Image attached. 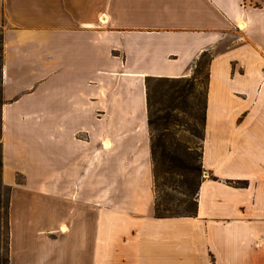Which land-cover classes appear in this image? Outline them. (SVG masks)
Wrapping results in <instances>:
<instances>
[{
  "label": "crops",
  "instance_id": "1",
  "mask_svg": "<svg viewBox=\"0 0 264 264\" xmlns=\"http://www.w3.org/2000/svg\"><path fill=\"white\" fill-rule=\"evenodd\" d=\"M0 28L8 264H264V0H0ZM204 50L196 215L156 217L144 80Z\"/></svg>",
  "mask_w": 264,
  "mask_h": 264
},
{
  "label": "trees",
  "instance_id": "2",
  "mask_svg": "<svg viewBox=\"0 0 264 264\" xmlns=\"http://www.w3.org/2000/svg\"><path fill=\"white\" fill-rule=\"evenodd\" d=\"M0 63V139H1V64ZM211 55L204 50L191 64L194 73H199L206 65L207 84L208 63ZM145 97L147 124L149 128L150 156L153 174L154 215L156 217L194 216L196 215V195L203 177L201 165V147L204 128L206 87L204 93L196 88L194 77L146 76ZM186 124L193 136L200 139L199 150L192 149L176 136L179 126ZM199 125L201 129H199ZM236 186H246V181L227 180ZM177 187L183 195L174 200L164 192V186ZM9 188V187H8ZM163 192V193H162ZM162 193V195H160ZM8 247V203L6 209V247L4 264L9 262ZM1 264V262H0Z\"/></svg>",
  "mask_w": 264,
  "mask_h": 264
},
{
  "label": "rangeland",
  "instance_id": "3",
  "mask_svg": "<svg viewBox=\"0 0 264 264\" xmlns=\"http://www.w3.org/2000/svg\"><path fill=\"white\" fill-rule=\"evenodd\" d=\"M0 30L2 31L1 28ZM0 48H1V40H0ZM0 63H1V49H0ZM205 73H206V65L202 67L199 73H194L193 68H190L188 75H185L186 77L196 78L198 83V87L196 88V90L199 93L201 92V94L204 93L206 87ZM199 129H201L200 125H199ZM176 136L180 141L185 142L192 149L199 150L198 148L200 145V139L198 137L193 136V134H191L186 124H183L179 126V128H177ZM163 188H164V192L167 193V196L173 198L174 200L183 197V195L179 192V189L177 187L174 188L168 185L167 187L164 186ZM162 193H160V195H162ZM8 195H9V188L7 186H4L0 181V262L1 264H4V258H5L6 209L8 203Z\"/></svg>",
  "mask_w": 264,
  "mask_h": 264
}]
</instances>
